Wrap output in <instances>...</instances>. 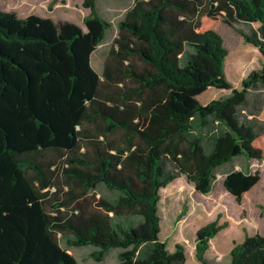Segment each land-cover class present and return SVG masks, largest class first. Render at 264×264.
Returning a JSON list of instances; mask_svg holds the SVG:
<instances>
[{
    "label": "trees",
    "instance_id": "1",
    "mask_svg": "<svg viewBox=\"0 0 264 264\" xmlns=\"http://www.w3.org/2000/svg\"><path fill=\"white\" fill-rule=\"evenodd\" d=\"M82 6L85 30L0 9V264H79L59 234L97 247L96 261L117 247L116 264H184V247L169 251L159 236V190L184 174L206 194L217 166L264 160V127L240 111L264 84V64L232 88L212 27L219 17L250 23V34L237 31L264 58V0H133L101 75L90 56L111 24L95 0ZM209 86L231 92L202 104ZM259 179L232 170L223 185L240 202ZM99 184L113 197L97 196ZM221 228L198 229L200 264ZM230 254V264H264V235H245Z\"/></svg>",
    "mask_w": 264,
    "mask_h": 264
},
{
    "label": "rangeland",
    "instance_id": "2",
    "mask_svg": "<svg viewBox=\"0 0 264 264\" xmlns=\"http://www.w3.org/2000/svg\"><path fill=\"white\" fill-rule=\"evenodd\" d=\"M132 4L133 0H95L98 13L111 24L91 62L99 74L102 73V58L104 56L105 59L117 35V23ZM0 9L13 11L20 18L36 14L56 21L67 20L78 24L84 30V18L89 14V9L82 6V0H0ZM212 27L222 37L223 45L227 49L224 60L226 78L232 88L241 89L242 80L252 70L260 69L264 64L258 47L246 41L237 31L241 29L250 34L253 27L250 23L242 21L231 26L222 17L215 20ZM230 92L231 89L209 86L197 98L202 104H206L225 97ZM263 102L264 84H260L257 88L249 90L247 102L240 109L241 119L251 122L255 127H264V120L259 118ZM114 137L120 141V132L115 133ZM168 168L176 171L172 163L168 164ZM239 169L250 173L257 171L260 179L242 195L241 201L237 202L225 189L223 180L227 173ZM213 174L212 188L206 194L196 191L193 182L184 174H179L159 190V236L165 240L169 251H172L176 244L184 247V264H200L196 258V233L212 221H216L222 228L209 240V247L205 252L207 264H230V251L235 243L242 241L245 235H264V160L238 155L230 162L217 166ZM96 192L97 196L102 194L108 198L114 195L103 184L96 187ZM58 237L61 246L71 253L79 264L118 262L121 249L117 247L110 248L102 261H96L91 256L97 249L94 245L68 246L60 234Z\"/></svg>",
    "mask_w": 264,
    "mask_h": 264
},
{
    "label": "crops",
    "instance_id": "3",
    "mask_svg": "<svg viewBox=\"0 0 264 264\" xmlns=\"http://www.w3.org/2000/svg\"><path fill=\"white\" fill-rule=\"evenodd\" d=\"M129 8H130V7H129ZM125 12H126V11H125ZM124 14H125V13H124ZM104 19H105V18H104ZM95 50H96V49H95ZM95 50H94V51H95ZM94 51H93V52H94ZM93 52H92V53H93ZM108 52H109V51H108ZM92 53H91V54H92ZM107 55H108V54H107ZM107 55H106V56H107ZM105 58H106V57H105ZM103 60H105V59H104V56H103V58H102V64L104 65V61H103ZM91 62H92V60H91V56H90V63H91ZM91 66H92V65H91ZM101 69L103 70V67H102ZM96 72H97V71H96ZM97 73L99 74V72H97ZM100 75H101V74H100ZM255 159H256V158H255ZM229 162H230V161H229ZM241 170H243V169H241ZM243 171L246 172L245 170H243Z\"/></svg>",
    "mask_w": 264,
    "mask_h": 264
},
{
    "label": "water",
    "instance_id": "4",
    "mask_svg": "<svg viewBox=\"0 0 264 264\" xmlns=\"http://www.w3.org/2000/svg\"><path fill=\"white\" fill-rule=\"evenodd\" d=\"M85 29H86V27H85Z\"/></svg>",
    "mask_w": 264,
    "mask_h": 264
}]
</instances>
